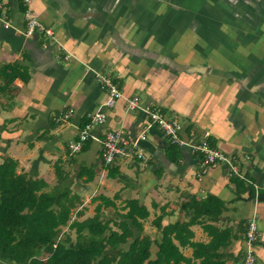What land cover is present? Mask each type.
Instances as JSON below:
<instances>
[{
    "label": "crops",
    "instance_id": "crops-1",
    "mask_svg": "<svg viewBox=\"0 0 264 264\" xmlns=\"http://www.w3.org/2000/svg\"><path fill=\"white\" fill-rule=\"evenodd\" d=\"M0 1L11 18L10 26L0 23V162L4 155L16 159L18 172L42 177L46 188L57 184L60 165L81 198L71 218L92 216L98 194H118L117 208L102 206L103 218H116L126 211V198L137 197L150 213L144 230L156 235L151 220L159 213L162 223L185 218L183 191L196 199L216 195L224 203L221 213L217 220L192 223V240L207 242L210 224L230 227L234 236L220 251L226 264H234L254 217V264H264V199L248 197L252 183L256 191L264 189V0H30L32 14L52 35H28L19 0ZM6 64L23 75L6 84ZM98 71L115 76L122 91L112 107L104 105ZM131 95L142 108L125 109ZM145 107L177 119L184 138L209 131L212 144L233 156L251 182L244 180L240 190L228 164L204 167L201 153L189 145L180 146L178 156L157 125L139 139L144 158L133 147L128 156L105 163L104 133L123 128L134 140L149 119ZM67 108L68 119L56 120ZM98 109L106 112L104 123L92 128L100 140L89 139L72 153L68 141ZM109 165L117 167L115 176L108 175ZM82 167H92L91 179L79 176ZM62 231L75 235L67 226ZM156 250L152 245V256ZM184 250L191 255L193 248ZM0 264L17 263L0 258Z\"/></svg>",
    "mask_w": 264,
    "mask_h": 264
},
{
    "label": "trees",
    "instance_id": "trees-1",
    "mask_svg": "<svg viewBox=\"0 0 264 264\" xmlns=\"http://www.w3.org/2000/svg\"><path fill=\"white\" fill-rule=\"evenodd\" d=\"M19 3L26 10L21 0ZM5 67L6 84L16 75H23L15 64ZM170 148L179 154L178 144L171 142ZM17 166L18 161L7 155L0 162V258L4 260L17 264H226L220 248L234 236L230 227L210 224L207 227L211 238L207 242L192 240V223L217 220L221 213L224 203L216 195L196 199L192 193L183 191L187 200L180 207L185 218L162 223L163 212L159 213L151 220L159 232L156 235L145 232L143 220L150 213L137 197L126 198L121 207L126 211H118L116 218H103L102 206L117 208L114 200L118 194L112 197L98 194L92 198L100 199L92 216L71 218V211L81 198L76 193L71 195L69 181H64L69 176L67 171L57 164V184L46 188L47 182L42 177L18 172ZM78 174L91 179L93 169L82 167ZM116 174L117 167L109 165L108 175ZM231 177L238 188L241 186L240 190L245 188L244 178L236 174ZM254 196L264 199V189L256 191L252 183L248 197ZM62 226L74 230L75 235L62 231ZM127 242L124 248L122 244ZM152 245L157 247L154 256ZM184 247L193 248L191 255L183 252Z\"/></svg>",
    "mask_w": 264,
    "mask_h": 264
},
{
    "label": "built area",
    "instance_id": "built-area-1",
    "mask_svg": "<svg viewBox=\"0 0 264 264\" xmlns=\"http://www.w3.org/2000/svg\"><path fill=\"white\" fill-rule=\"evenodd\" d=\"M26 6V10L23 11L26 22V33L28 35L34 32H43L47 35H52V29L45 25L30 10V0H21ZM2 3L0 1V8ZM0 23L5 27L11 25V18L5 10H0ZM68 55H66L67 57ZM96 76L100 85L105 88L107 97L104 101L105 107H112L116 101L122 96V91L118 85L116 77L105 71H98ZM125 109L127 111L136 110L142 108L139 97L137 95H131L126 98ZM148 113L149 119L142 125L141 134L136 136L134 140H129L123 128L109 129L104 133L102 139V159L105 163H112L118 156H128L133 147H138L136 154L138 157H145L143 148L140 147L139 139L143 135V132L153 125H157L171 140L179 146L189 145L191 149L197 150L202 155V164L216 165L219 163L228 164V171L230 175L236 174L245 180L251 182L240 171L237 162L233 156L227 155L224 151L216 147L210 142L209 131H205L202 136L193 139L184 138L181 135L182 124L175 118L169 117L155 108L145 107ZM71 115V109H64L61 115L55 119H68ZM106 119V112L103 109L89 113L87 121L79 127L77 137L68 141V148L72 153L82 150L83 143L89 139L100 140L98 136L92 133L94 125L103 124ZM255 186V185H254ZM259 229L257 220L252 217L247 221L245 230V247L240 260L234 264H254L255 244L258 238Z\"/></svg>",
    "mask_w": 264,
    "mask_h": 264
},
{
    "label": "rangeland",
    "instance_id": "rangeland-1",
    "mask_svg": "<svg viewBox=\"0 0 264 264\" xmlns=\"http://www.w3.org/2000/svg\"><path fill=\"white\" fill-rule=\"evenodd\" d=\"M32 167H33V164L31 165V168L30 169H32ZM48 179H50L49 177H47ZM54 179V178H53ZM51 183H52V181H51ZM75 191L72 189V191H71V195H75ZM183 252H185V253H189V250H187V251H185L184 250V248H183Z\"/></svg>",
    "mask_w": 264,
    "mask_h": 264
},
{
    "label": "flooded vegetation",
    "instance_id": "flooded-vegetation-1",
    "mask_svg": "<svg viewBox=\"0 0 264 264\" xmlns=\"http://www.w3.org/2000/svg\"><path fill=\"white\" fill-rule=\"evenodd\" d=\"M240 14V16H243L241 13H239ZM245 17H249V18H251V16H248V15H246L245 14ZM239 20H240V18H239Z\"/></svg>",
    "mask_w": 264,
    "mask_h": 264
}]
</instances>
